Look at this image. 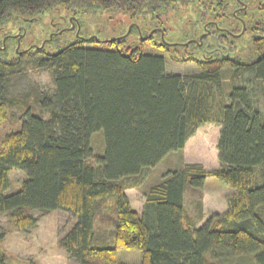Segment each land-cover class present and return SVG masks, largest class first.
<instances>
[{
    "label": "trees",
    "instance_id": "trees-1",
    "mask_svg": "<svg viewBox=\"0 0 264 264\" xmlns=\"http://www.w3.org/2000/svg\"><path fill=\"white\" fill-rule=\"evenodd\" d=\"M177 1L189 0H0V119L7 112L9 76L22 55L49 70L54 85L36 98L47 117L26 109L20 126L0 141V217L9 216L16 229L27 232L38 220L33 211L70 213L74 221L58 243L79 264H124L117 261L118 249L140 250L139 264H222V250L252 254L264 264V109L253 86L257 81L264 93V16H256L264 9L261 0H245L247 6L237 11L248 33L242 51L225 34L227 58L197 60L198 71L183 75L166 70L162 53L168 45L154 41L158 31L146 39L157 52L125 39L77 40L54 52L43 46L11 58L12 37L1 47L9 24L33 22L57 8L73 14L121 10L149 15L160 25V15ZM207 1L217 23L227 17L230 5H238L237 0ZM237 24L230 30H240ZM226 65L233 68L234 79L243 80L231 82L225 93L221 73ZM204 122L220 126L218 166L185 162L167 170L143 191L142 210H135L125 188L138 186L146 169L182 151ZM96 132H101L103 149L94 155ZM12 168L21 170L24 179L5 193ZM207 177L220 179L232 193L224 213H213L198 225ZM186 187L198 191L196 219L186 214Z\"/></svg>",
    "mask_w": 264,
    "mask_h": 264
},
{
    "label": "rangeland",
    "instance_id": "rangeland-1",
    "mask_svg": "<svg viewBox=\"0 0 264 264\" xmlns=\"http://www.w3.org/2000/svg\"><path fill=\"white\" fill-rule=\"evenodd\" d=\"M233 6L232 4L228 7V15ZM215 12L214 7L207 0L177 1L173 8L160 15L158 21L160 20L161 24L157 25L154 22L155 20L153 21L149 15L146 16L145 14L130 16L127 12L121 10L108 9L89 10L80 14H73L64 8H57L42 13L39 19L33 22H25L19 25L15 22L14 24H9L6 34L2 37L4 44L2 42L1 47H5L6 38L12 37V40L11 38L8 39V58H11L15 53L22 55L26 49H30V46L34 44L40 46L43 42L44 47H42L45 51L54 52L64 47L67 43L77 40L93 39L104 41L125 39L127 44L139 45L146 52H157L146 40L148 37H143L153 29L154 31L162 29L165 40L171 42V45L166 44L168 45V51L162 53L166 60V70L169 73L183 75L198 71L197 60H205V57H202L201 50H195L192 55V61L178 60L182 51V47L178 45L179 42L193 35L197 37L204 30L205 23L208 20H216L214 17ZM263 14L264 9L261 8V10L257 11L256 16H264ZM230 22L238 26L237 21L227 18H221L218 24L227 27L230 26ZM72 23L73 27L71 26ZM18 28L20 29L18 30ZM245 29L242 31L241 26L240 30L236 31L232 37L238 51H242L248 43V33L245 32ZM59 30L62 32L57 33ZM21 33L23 34L21 35ZM51 33H53V36L48 39ZM18 35H21L18 47L21 53L15 50ZM159 40H162L161 37L155 33L154 41L158 42ZM28 57L27 55H22L20 64L9 76L6 94L7 112L5 117L0 119V141L8 132L20 126L26 109H30L32 113L42 114L47 117V113L40 111L36 98L40 92L50 93L52 91L54 86L52 74L49 70L39 69ZM232 72L233 68L226 65L221 73L222 89L225 93L230 90L231 82L243 80V78L234 79L231 76ZM253 83V86L257 88L255 98L258 99V107L264 109V93L257 81ZM219 128L220 126L215 122H204L187 139L182 151L171 152L156 166L146 169L145 173L138 178L139 185L128 188L131 201L135 207H139L140 203L143 202L142 193L149 185L157 182L167 170L180 168L185 159H189L191 162H200L205 168L218 166L216 142ZM91 147L94 155L102 151L101 132H96L92 135ZM89 161L93 162V159L90 158ZM23 179L24 173L17 168H12L9 172V185L5 193H10L17 189ZM206 179L205 197L207 205L204 209L205 214L198 221V225L203 223L216 210H221L224 213L227 207L226 198L228 195H224V192L226 189L227 191L232 189L218 178L207 177ZM124 183L132 182L126 181ZM203 196L202 192V199ZM198 198V191L186 187L183 203L186 214L192 219H196L198 216ZM32 213L37 216L38 220L36 225L27 232L16 229L9 216L2 215L0 217V234H3L0 237V264H79L69 258L58 243L59 237L73 223L74 218L72 215L60 209L45 214L37 211ZM222 251L226 256V258L223 257L225 262L222 264H257L252 254L232 255L226 250ZM3 255L5 259L2 257ZM140 259V250H117V261L120 263L139 264Z\"/></svg>",
    "mask_w": 264,
    "mask_h": 264
},
{
    "label": "flooded vegetation",
    "instance_id": "flooded-vegetation-1",
    "mask_svg": "<svg viewBox=\"0 0 264 264\" xmlns=\"http://www.w3.org/2000/svg\"><path fill=\"white\" fill-rule=\"evenodd\" d=\"M262 5L264 6V0H261ZM236 6L230 12V15L226 13V18L230 20H234L235 22L239 21L242 25V22L245 21L241 16L237 14V11L240 8H245L247 6V2L245 0H237ZM230 26H221L217 23V21L208 20L205 23L204 30L198 34L197 37L190 36L182 42H179L178 45L182 47V51L180 52V56L178 60H191L193 59V54L195 50H201L202 57H205L206 60L213 57L227 58L230 54V48L224 40V35L227 34L231 37L235 35L236 32L230 30V27L233 25L232 22L229 23ZM246 28V25H245ZM244 28V29H245ZM230 44V42H228ZM232 45V44H231ZM186 53V54H185Z\"/></svg>",
    "mask_w": 264,
    "mask_h": 264
},
{
    "label": "crops",
    "instance_id": "crops-1",
    "mask_svg": "<svg viewBox=\"0 0 264 264\" xmlns=\"http://www.w3.org/2000/svg\"><path fill=\"white\" fill-rule=\"evenodd\" d=\"M185 162H191L189 159H185L184 161H183V163H185ZM217 167V166H216ZM206 180L207 179H205V181H204V184H203V189H202V192H203V194H204V196H203V199H202V207H203V210H202V213L203 214H205L204 212V209L206 208V197H205V194H206V190H205V183H206ZM128 188H132L131 186L130 187H126L125 188V193L127 194V196H128V198H129V201H130V204H131V206L135 209V210H137L138 212H140L141 210H142V206H143V202H144V199H143V196H142V199H143V202H141L140 203V205H139V207H135V205L133 204V202L131 201V196H130V194H129V192H128ZM226 189V188H225ZM232 193V189H230V190H228L227 191V189L225 190V192H224V195L225 194H228V195H230ZM223 195V196H224ZM227 195V196H228ZM220 196H221V194H220ZM226 206H227V203H226ZM226 209H227V207H226ZM225 209V210H226ZM224 210V211H225ZM223 211H221V210H216V212H213V213H222ZM210 215V214H209Z\"/></svg>",
    "mask_w": 264,
    "mask_h": 264
},
{
    "label": "water",
    "instance_id": "water-1",
    "mask_svg": "<svg viewBox=\"0 0 264 264\" xmlns=\"http://www.w3.org/2000/svg\"><path fill=\"white\" fill-rule=\"evenodd\" d=\"M71 26L73 27V23H72ZM244 28H245V25H244V22H242V31H244ZM19 29H20V28H18V30H19ZM78 29H79V27H78ZM23 31H24V30H23ZM158 31L160 32V36H161L162 42L165 43V44L171 45V42L166 41L165 38L163 37V34H164L163 30H162V29H159ZM61 32H62V31L59 30L57 33H61ZM153 32H154V29L151 30V31L149 32V34H147V35L144 36L143 38H147V37H149ZM76 33H77V35H78V31H77ZM22 34H23V33H21V35H22ZM21 35H18V36H17V45H16L15 50H16V52H18V53H21V51L18 50V47H19V39H20V36H21ZM52 36H53V33H51V34L49 35L48 39H51ZM2 42H3V44H4V39L2 40ZM43 44H44V42H43L40 46H37V45L34 44V45L30 46V48H31V47L41 48V47L43 46Z\"/></svg>",
    "mask_w": 264,
    "mask_h": 264
}]
</instances>
